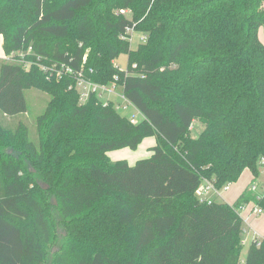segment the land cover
Masks as SVG:
<instances>
[{
    "label": "trees",
    "instance_id": "obj_1",
    "mask_svg": "<svg viewBox=\"0 0 264 264\" xmlns=\"http://www.w3.org/2000/svg\"><path fill=\"white\" fill-rule=\"evenodd\" d=\"M132 24L145 36L134 48L121 38ZM261 28L264 0H0L6 55L29 48L31 61L114 84L140 112L131 122L94 92L80 102L73 75L0 59V264H264V238L241 258L237 212L264 209V191L248 186L232 203L196 194L205 179L259 175ZM32 87L49 99L30 131L16 116ZM147 137L156 142L133 163L107 154ZM56 225L66 233L52 248Z\"/></svg>",
    "mask_w": 264,
    "mask_h": 264
},
{
    "label": "built area",
    "instance_id": "obj_2",
    "mask_svg": "<svg viewBox=\"0 0 264 264\" xmlns=\"http://www.w3.org/2000/svg\"><path fill=\"white\" fill-rule=\"evenodd\" d=\"M121 12H124V10H121ZM137 35L139 41L145 40L144 35H140L135 32L134 24H132L131 26L125 28V31L121 35V38L131 40L133 37H137ZM29 51L30 49L28 48L26 52L21 51L18 52V54H5L4 59L22 63L24 67H29L31 64H36L47 75V77L52 76L55 78H60L63 74L73 75L76 79V87L80 92V102L86 101L90 93L94 92L97 94V96L101 97L102 99H105V102H107L108 100H114L116 109L125 113L129 117L131 122H135L139 118L140 112L133 105V103L121 92L118 86L114 84L102 85L87 80L84 78L83 74L81 73V70L76 71L69 65H57L56 63H51L47 65L41 60L42 57L40 55H36V59L31 61L26 58V53H28ZM105 93L107 95H105ZM112 95L116 96V98L110 97ZM259 163L260 165H264V156L260 158ZM229 185L230 184L228 183L223 185L221 188H216L213 185L212 181L205 179L198 186L196 194L200 201L210 202V200H212V197H220L222 198L220 199L221 201H226L224 197V192L229 189ZM249 189L253 192H256L258 194V197H260L262 192L264 191V187H262V191L259 192L260 188L258 189V186L256 184H251ZM207 194H210V196H208ZM249 204L250 203H247L237 208V212L245 223L248 222L251 213L260 215L264 212V209L262 207L252 203L253 206L247 211L245 215H243V212L241 211H244Z\"/></svg>",
    "mask_w": 264,
    "mask_h": 264
},
{
    "label": "rangeland",
    "instance_id": "obj_3",
    "mask_svg": "<svg viewBox=\"0 0 264 264\" xmlns=\"http://www.w3.org/2000/svg\"><path fill=\"white\" fill-rule=\"evenodd\" d=\"M259 34L261 38L264 40V34H263L262 28L259 30ZM128 41L130 42V46L134 48L137 42L139 41L138 35L137 37L135 36L131 40H128ZM1 48H2V43L0 44V50ZM115 64L118 65L120 68L125 69L127 65L126 54H120L115 59ZM24 95H25L26 104H27V111L23 114L17 115L16 118L26 120L25 122L27 126L29 127V130L32 131L35 118L37 115L43 112L46 106V103L49 99V95L46 92H43L33 87L25 89ZM105 95L107 94L105 93ZM110 97L116 98V96H113V95ZM32 122H33V125H32ZM202 128H203L202 124H199L197 123V121H194L191 125L190 135L192 137H196L199 134V132L202 130ZM152 142L153 143L156 142L155 137H147L143 139V141L139 144V146L135 150L130 149V148H120V149L111 150L107 154L111 160L126 159L129 163H133L136 159L143 157L144 154H148V152H146V149H147L146 147ZM32 170L34 171V169ZM244 170L246 171L244 173L242 172L243 174L241 173L239 179L231 185L230 194L231 193L233 194L237 190H238L237 192H239L244 186H246L247 183H250L254 179V177L251 176L252 173L249 169H244ZM255 179L260 183L264 182V165H259V175ZM207 195L210 196V194H207ZM47 197H48L49 202L53 203V200L55 201V198L52 196V194H49ZM225 197L227 198L228 196L225 195ZM215 198L217 200L222 199L220 197H215ZM252 206L253 205H248L244 211H241L243 212V215H245ZM254 220H256L259 223V225H257L254 222ZM248 223L249 224L243 222V230L240 233V241H241L240 256L241 258L245 257L248 246L250 242L254 239L253 229L257 230L259 233L261 232L260 234L264 236V212L260 215L252 214V216L248 220ZM55 231H56V237L50 244V247L53 246L52 248H55L59 244L62 234L66 233L65 229H63L61 225H56Z\"/></svg>",
    "mask_w": 264,
    "mask_h": 264
},
{
    "label": "crops",
    "instance_id": "obj_4",
    "mask_svg": "<svg viewBox=\"0 0 264 264\" xmlns=\"http://www.w3.org/2000/svg\"><path fill=\"white\" fill-rule=\"evenodd\" d=\"M0 40H1V42H0V44L1 43H3V37H2V35L0 34ZM4 56H5V53H4V51H3V48H1V50H0V59H2V58H4ZM153 144V142L151 143V144H149L146 148H148L149 146H151ZM146 152H148V150L146 149ZM148 154H149V152H148ZM148 154H144V156H147ZM246 170H244L243 171V173L245 172ZM242 173V174H243ZM247 174V173H246ZM251 174V173H250ZM251 176L253 177V175L251 174ZM252 182V181H251ZM233 184V183H232ZM231 184V185H232ZM250 183H247L246 184V186H244L239 192H237V191H235L233 194L231 193L230 194V191H231V185H230V188H229V190L226 192V193H224V197H225V195H227L228 197V199L225 197V199H226V201L227 202H233L237 197H238V195L244 190V188H246V187H250V185L251 184H256L257 186H258V189L260 188V191L259 192H261L262 191V187H264V182H262V183H260V182H258L256 179H255V181H253L250 185H249ZM233 200H232V199ZM249 205H252V202L249 204ZM252 214L253 213H251L250 214V216H249V218L252 216ZM254 222L257 224V225H259V223L256 221V220H254ZM247 224H249L248 222H247ZM261 233V232H260ZM257 230H254L253 229V238L255 239V238H264V236H262L261 234H260Z\"/></svg>",
    "mask_w": 264,
    "mask_h": 264
},
{
    "label": "water",
    "instance_id": "obj_5",
    "mask_svg": "<svg viewBox=\"0 0 264 264\" xmlns=\"http://www.w3.org/2000/svg\"><path fill=\"white\" fill-rule=\"evenodd\" d=\"M40 185H41V187L44 188V189L48 188V185H43V184H41V183H40ZM53 203H55L54 200H53Z\"/></svg>",
    "mask_w": 264,
    "mask_h": 264
}]
</instances>
